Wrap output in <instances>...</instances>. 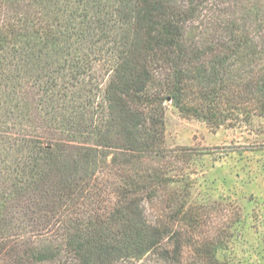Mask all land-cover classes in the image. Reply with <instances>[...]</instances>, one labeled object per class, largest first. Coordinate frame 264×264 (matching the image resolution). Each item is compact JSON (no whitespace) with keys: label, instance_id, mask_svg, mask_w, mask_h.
Wrapping results in <instances>:
<instances>
[{"label":"trees","instance_id":"16d2710c","mask_svg":"<svg viewBox=\"0 0 264 264\" xmlns=\"http://www.w3.org/2000/svg\"><path fill=\"white\" fill-rule=\"evenodd\" d=\"M236 2L0 0V264H231L166 108L264 116V11L257 41Z\"/></svg>","mask_w":264,"mask_h":264},{"label":"rangeland","instance_id":"374dc122","mask_svg":"<svg viewBox=\"0 0 264 264\" xmlns=\"http://www.w3.org/2000/svg\"><path fill=\"white\" fill-rule=\"evenodd\" d=\"M236 1L230 0L238 5ZM249 3L242 10L249 8L251 32L258 41L254 18L264 11V0ZM204 15L194 23V30L204 25ZM166 145L171 149L192 147L199 153L194 154L187 169L191 199L206 203V209L220 220L212 222L226 235L230 233L219 258L231 264H264V116H255L250 124L212 130L202 121L184 117L168 103Z\"/></svg>","mask_w":264,"mask_h":264}]
</instances>
